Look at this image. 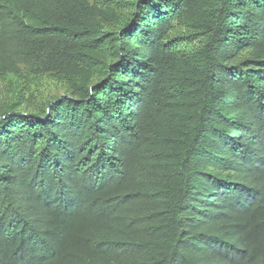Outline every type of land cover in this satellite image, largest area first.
I'll return each instance as SVG.
<instances>
[{
	"label": "trees",
	"instance_id": "16d2710c",
	"mask_svg": "<svg viewBox=\"0 0 264 264\" xmlns=\"http://www.w3.org/2000/svg\"><path fill=\"white\" fill-rule=\"evenodd\" d=\"M0 264H264V0H0Z\"/></svg>",
	"mask_w": 264,
	"mask_h": 264
},
{
	"label": "rangeland",
	"instance_id": "374dc122",
	"mask_svg": "<svg viewBox=\"0 0 264 264\" xmlns=\"http://www.w3.org/2000/svg\"><path fill=\"white\" fill-rule=\"evenodd\" d=\"M50 93L53 94V93H56L58 95H63V91L61 89H54L53 87L50 89Z\"/></svg>",
	"mask_w": 264,
	"mask_h": 264
}]
</instances>
